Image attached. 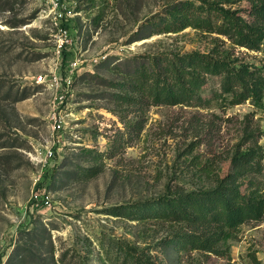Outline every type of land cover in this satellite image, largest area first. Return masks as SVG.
<instances>
[{
    "label": "rangeland",
    "instance_id": "374dc122",
    "mask_svg": "<svg viewBox=\"0 0 264 264\" xmlns=\"http://www.w3.org/2000/svg\"><path fill=\"white\" fill-rule=\"evenodd\" d=\"M173 1L62 0L61 19L46 0H0V264H12L26 235L42 228L51 233L54 259L66 253V263L86 255L88 241L98 254L96 237L105 233L149 248L156 264H252L254 258L264 264V220L241 226L218 247L220 254H186L170 241L178 226L111 213L171 191L213 189L238 148L264 147V108L214 99L221 83L215 77L202 94L210 104L152 107L138 137L123 135L114 112L119 105L107 98L116 92L109 81L117 79L109 63L217 49L264 76V49L236 47L217 35L188 28L139 40L151 31L141 29ZM221 1L256 21L254 0ZM62 38L68 43L59 49ZM54 73L60 87L37 83ZM54 112L64 123L60 132L53 131ZM47 147L52 157H45ZM89 150L101 153L98 163ZM257 181L264 183V172Z\"/></svg>",
    "mask_w": 264,
    "mask_h": 264
},
{
    "label": "trees",
    "instance_id": "16d2710c",
    "mask_svg": "<svg viewBox=\"0 0 264 264\" xmlns=\"http://www.w3.org/2000/svg\"><path fill=\"white\" fill-rule=\"evenodd\" d=\"M247 21L238 10L227 8L221 0H178L168 4L156 19L149 21L139 40L155 35L178 34L188 28L206 35L226 38L233 46L250 51L264 49V0H254ZM148 26V25H147ZM221 41V40H220ZM113 66V67H111ZM117 79L109 81L113 92L107 97L119 105L114 110L121 118L130 140L145 128V116L152 107L210 104L202 97L208 88V78H220V89L214 99L237 106L250 101L264 108V76L259 68L239 64L227 50L213 49L210 53L141 54L109 63ZM26 95L21 99H26ZM264 136V131L261 132ZM102 157L101 153L86 151ZM95 157L96 163L98 159ZM95 171L94 167L88 170ZM264 172V147L238 148L231 160L230 171L217 181L213 189L191 192H168L156 200L133 203L111 209L115 216L132 221L169 223L178 226L171 243L180 253L220 254L218 247L233 238L241 226L264 220V183L257 178ZM99 253L93 241L76 263H66L68 254L55 260L52 236L47 229L26 235L12 264H156L149 248L134 246L122 239L101 233L96 237ZM97 263H94V259ZM252 264H263L254 258Z\"/></svg>",
    "mask_w": 264,
    "mask_h": 264
},
{
    "label": "built area",
    "instance_id": "2783aa9c",
    "mask_svg": "<svg viewBox=\"0 0 264 264\" xmlns=\"http://www.w3.org/2000/svg\"><path fill=\"white\" fill-rule=\"evenodd\" d=\"M46 2L48 3V5H50L53 10L56 11V14L58 15L59 18H63V11L67 10L66 5L62 2V0H46ZM68 43V40L62 38L59 42V49H62V47ZM78 68V61H73L70 65H69V69H68V73H69V77L68 79L71 78V76L74 74V71ZM60 77L54 73L53 75H51L50 77H47V75H40L37 78V83L44 85L50 89L53 88H58L60 87ZM69 82V81H68ZM61 99L63 100V97H61ZM52 126H53V131L56 132H60L64 129V123L62 121V118L60 116H57L56 112L53 113L52 115ZM53 156V151H52V147L46 149L45 151V157H52ZM46 205L50 204V200L49 197H47L46 201H45Z\"/></svg>",
    "mask_w": 264,
    "mask_h": 264
}]
</instances>
